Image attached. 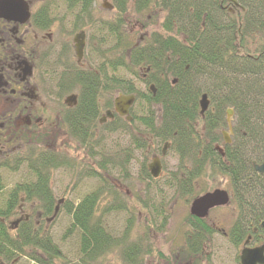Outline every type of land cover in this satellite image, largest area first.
<instances>
[{
    "label": "trees",
    "instance_id": "1",
    "mask_svg": "<svg viewBox=\"0 0 264 264\" xmlns=\"http://www.w3.org/2000/svg\"><path fill=\"white\" fill-rule=\"evenodd\" d=\"M128 1L114 0L115 19L97 23V37L104 48L100 49L99 61L92 65V69L76 67V72L69 67L70 71L66 72L68 67H65L60 74L63 88L80 92L79 119L71 122L66 119L70 136L81 141L89 140L90 126L96 124L101 106L105 109L111 107L115 89L123 94H134L140 114L133 113L131 123L137 122L136 125L142 128L131 137L141 132L171 143L179 162L176 169L169 170L164 177L175 196L197 195L194 183L202 175L212 181L218 178L216 176L228 177L237 211V221L230 228L228 239L233 245H239L245 235L244 226L251 219H264V176L251 166L252 161H264V0H134L137 12L154 7L164 12L162 30L150 32L139 45L122 30ZM63 2L70 9H77L73 28L92 25L93 0ZM138 68H144V78L137 73ZM121 71L136 76L145 86L153 84L155 93L148 86L147 93L140 90L124 78L125 72ZM202 94L207 95L209 106L200 115L199 98ZM155 105H159L160 115H157ZM228 108L233 111L234 123L231 143L224 146V156L221 157L213 145L220 142L219 132L225 128ZM131 142L139 147L138 137L131 138ZM123 153L126 158L131 156L127 151ZM62 163L50 156L30 160L29 164L35 167V181L28 188L16 186L9 192L5 205L0 208V217L9 216L16 209L20 193L30 200L38 198L42 204L38 208L45 215L56 213L49 170ZM65 164L73 166L72 162L66 161ZM121 164L123 175L127 167L124 162ZM107 165L101 158L96 171L88 173L101 180L97 189L86 193L77 202L65 199L62 203L64 212L70 216V224L62 237L76 234L79 240L77 257L82 263L97 261L117 251L119 264H143V257L151 253V246L142 240V236L130 240L135 220L132 215L137 211L135 205L145 213L154 212L156 216L168 213L163 204L151 209L147 201L130 208L125 202L120 203L116 194L111 202H105L101 207L99 200L107 187L100 171L105 172ZM141 179L148 182L158 178H152L146 168ZM2 186L0 179V191ZM111 211L128 213L123 228L114 230L115 227L105 221L104 216ZM167 215L162 217L157 231H162ZM145 221L148 240L147 232L150 233L155 222L152 219ZM10 228L0 220L2 263L11 261L18 254H24L36 263L41 262L30 254L37 250L46 256V260H42L44 264L61 258L58 244L50 235H43L35 229L30 219L21 220L17 227L10 225ZM206 230L208 237L212 229ZM196 238L190 242L187 235L184 237L181 247L169 259L172 264H188V254L195 257L198 250ZM29 247L32 248L30 252Z\"/></svg>",
    "mask_w": 264,
    "mask_h": 264
},
{
    "label": "rangeland",
    "instance_id": "2",
    "mask_svg": "<svg viewBox=\"0 0 264 264\" xmlns=\"http://www.w3.org/2000/svg\"><path fill=\"white\" fill-rule=\"evenodd\" d=\"M128 1V0H127ZM110 4L113 6L112 11L106 6ZM48 5L51 6L52 15H59L58 6L61 11L66 9L63 0H48ZM134 0H129L125 12V22L122 25V30L125 34L131 37L132 41L139 45L143 43L144 40L150 35V32L161 31V23L164 19V12L158 11L157 7L149 8V10L143 12H137L134 8ZM63 6V7H61ZM92 13L90 15V20L92 25L83 24L80 28H84L87 32V50H84V64L92 65L96 64L98 59V53L100 49L104 48L100 45L98 39V28L97 23H106L115 19V9L114 0H93ZM230 7V6H229ZM77 10V9H76ZM60 11V12H61ZM67 21L64 20L65 30V40L72 38L73 29L71 28L72 14L65 17ZM69 22V23H67ZM92 27V28H91ZM77 29V28H76ZM70 30H72L71 35ZM125 72V71H121ZM137 73L141 78L145 77L144 68H138ZM124 78L132 81L140 90L147 93V86L139 82L140 80L127 72L124 73ZM69 89H62L61 91H56V102L58 105V99L61 100L68 92ZM121 92L119 89H115L113 93V99ZM103 105V102H101ZM157 115H159V106H154ZM133 113L136 115L140 114L139 107L136 104L132 107ZM105 110L101 109L98 116L100 118L104 114ZM234 118L233 113L230 115L231 119ZM120 124V121H117ZM139 127V125H137ZM224 135L226 138H230V133L224 130ZM56 133L52 138L50 137L44 143L49 142V149H54L59 145V141L56 138ZM138 137L140 142L143 144V148L138 150L134 144L131 142V138ZM63 140V139H61ZM222 139L220 138V143ZM71 142L70 147H67V153L62 154L66 159L74 162V166L70 168H52L49 172V186L51 188L53 203L58 207L56 213L45 215L44 212L39 209L42 204L39 202L38 198H32L28 201L25 200V195L20 194L18 196V203L16 209L8 216H1V222L5 226L10 228V224L20 217L30 218L31 224L43 235H50L51 238L58 244L61 249V258H55L51 260V264H119V254L118 252L111 253L97 261H92L89 263H82L79 261L77 255L78 237L76 234L70 236L62 237L68 225L70 224V216L67 215L62 204L58 201L63 199H68L69 201L77 202L86 193L95 190L100 186L101 180L97 176L88 175L91 171H88L86 166L93 167L99 163L100 159L103 158L108 161V154L112 148L113 154L119 152L120 149H124L130 153L128 156L129 161L127 163L126 175H122V164L113 161V165L110 168L107 165V172L101 169L100 174L102 178L109 182L108 188L100 198L101 207L105 202H111L115 196L119 198L120 203H126L130 208L135 204H143L144 201L150 203V208H159V203L163 204V209L168 213L166 223L162 228V231H157V227L160 226L162 222L161 216H156L153 214H148L145 211L139 209L135 205V211L133 216L134 228L132 231V237L130 240L139 238L142 236V240L147 242L151 246V253L144 255L143 264H172L173 261L169 260L172 253H176L178 248L184 242V233L187 231V214L189 203L193 199L195 194L188 195H174V191L168 186L169 182L164 176L169 170H174L179 162L177 154L171 149V143L168 142L164 155L161 159L160 165V176L156 180L157 184L149 183L147 184L141 179L143 175V170H145L149 163L153 161V156L158 155L157 152L160 151L161 146L164 142L160 140L153 139L151 136H145L143 133L139 132L138 135L130 137L125 134L124 131H109L107 129L96 128L94 129L91 137L88 141ZM219 144V143H218ZM112 146V147H111ZM61 150L50 151L55 152L56 155H61ZM23 150L19 149V153ZM43 151V150H39ZM48 151V150H47ZM25 152V151H24ZM85 152V153H84ZM23 154V153H22ZM112 154V156H113ZM36 156V155H35ZM29 161L19 162L12 169H3L1 172L3 187L0 191V208L5 205L6 199L8 197L9 190L15 186L17 182L25 181H35L34 173L28 168ZM185 166H188V162L185 161ZM96 168V166H95ZM188 169V168H187ZM180 173V172H179ZM214 181L206 178L202 175L194 183L195 190L197 194L201 195L202 192L212 189L213 187H224L228 186L225 177L216 176ZM167 183V184H166ZM188 198V201H187ZM159 200H161L159 202ZM61 205V206H60ZM60 206V207H59ZM39 207V208H38ZM212 218L217 222V226L223 230H228L233 221L234 215L231 213L229 207L220 208L218 210L212 211L210 213ZM128 213L123 211H111L109 214L105 215V221L111 224V226L123 228L126 224ZM145 219H152L155 225L151 227L150 233H148V240L146 235V221ZM21 220V219H20ZM19 223V221H18ZM18 224L16 225V227ZM153 228V229H152ZM13 229L10 228V231ZM129 240V241H130ZM205 248L201 249V253L196 257V259L188 260L191 264H238V255L241 250V244L233 245L229 239L223 236V232L215 229L209 234L204 240ZM29 252L32 250L31 247L28 248ZM25 250V249H24ZM41 251V250H40ZM30 252L31 255L37 257L41 262H34L32 259H28L24 254H18L12 258L11 261L3 262L0 260V264H44L42 260H46V256L41 251ZM28 254V251L25 250ZM173 259V258H172ZM177 264H184V262H179Z\"/></svg>",
    "mask_w": 264,
    "mask_h": 264
},
{
    "label": "flooded vegetation",
    "instance_id": "3",
    "mask_svg": "<svg viewBox=\"0 0 264 264\" xmlns=\"http://www.w3.org/2000/svg\"><path fill=\"white\" fill-rule=\"evenodd\" d=\"M106 6L108 7V9H110L107 11L111 12L113 6ZM65 7L66 9H64V11H61L60 7L58 6V12L60 14L55 15L54 13V15H52V9L51 6L48 5V0H0L1 183H3L1 176V172L3 169H12L20 161L30 162V160H33L37 157H56L58 161L63 162L57 167L50 168H70L71 166H67L65 162L71 161L66 159L62 154L67 153L66 149L67 147H70L71 142L75 143L76 141H81L78 138L76 139L70 136L69 127L66 122L67 118L68 120H70V122L73 119H79L77 107L80 96L79 90L72 89L61 100L58 99L59 104L55 105L57 94L56 91H61L62 89H64L61 86L60 74L63 72L65 67H68L66 72L70 71L69 67H72L74 70L76 69V67L92 69L90 64H86L87 66H85L84 64V50H87L86 47L88 44L86 30L84 28H75L73 29V32L72 30H70V33H68L71 35L72 32L71 39H69L68 37V40L66 41L64 38L66 33L65 30H63L64 20L67 21V18L65 17L70 16L72 14V24L73 19L75 18V13H77L75 7H72L71 9L69 6ZM93 7L94 6L92 3L91 8ZM157 8L161 14V11L163 10L159 7ZM230 11L232 10L230 9ZM71 28H73V25ZM80 34H83L84 45L82 49V56L80 59H78L75 55L74 38ZM77 71L78 70L76 69V72ZM147 86L148 89L152 90V93L154 94L155 88H150L151 86L154 87L153 84H149ZM118 94L123 93L119 92ZM103 95L104 94L102 93L101 97H103ZM114 99L112 96V103L110 108L105 109L103 106H101V109H104L105 112L100 118H98L100 114L99 113L96 119V124L90 126V137L94 129L96 130V128L107 129L109 131H124V133L129 135L130 137L132 134H136L138 129L142 128L141 126L137 127V122L134 124L131 123L133 119L132 107L135 104L136 97L134 99L133 104L128 109V117L127 115L120 116L114 112ZM102 102L104 104V101ZM108 110L112 112V118L106 116V112ZM72 113L73 116H71ZM117 121H120L121 123L118 124ZM225 121V128L220 129L219 132L222 141L221 143L219 142V144L214 143L213 145L214 151L220 154L221 157L224 156V146L231 143L234 118L231 119V122L230 120L227 121L225 113ZM224 130L230 133V138L225 137ZM54 133H56V138L59 141V145L56 150L49 149V142L44 143V141H47L50 137L52 138V136H54ZM168 142L169 141H165L163 143L160 148V151L157 152L158 155L153 156V161L151 163L158 160L161 165V159L164 155V151ZM81 143L83 142L81 141ZM134 146L136 147L135 144ZM60 148H62L61 155H56L54 154L55 152H50L60 150ZM141 148H143V144L140 142L139 139V147L137 149L141 150ZM19 149L23 150V154L19 153ZM39 150L43 151L39 152ZM123 151L126 150L120 149L118 153L113 154V150L111 148L110 153L108 154V161L105 160L110 168H112L113 166V161L117 163L124 162L127 167L129 159L125 157L126 155H124ZM260 163L262 162L252 161L251 166L253 168V164L258 165ZM72 164L74 166V162H72ZM89 165L90 166H86V169L88 171L95 172L96 165L94 167L91 164ZM148 166L147 170L150 174ZM28 168L32 172L35 169V167H33V165L29 163ZM105 172H107V169ZM159 176L160 173L156 178H159ZM221 177H225L228 183L226 189L221 186L218 187V185L217 187H213L212 189H208L202 192V194L206 192H211L215 189L224 190L229 196V202L227 204L212 207L208 211L207 216L204 218H198L190 214L188 208V214L186 219V224L188 227L186 233L184 234V237L187 235V238L188 240H190V242L194 237L201 238L200 240L196 238L198 250L195 253V257H193L191 254H188V260L190 261L200 254L199 252H201V249L205 248L204 240L207 237V235L205 234L207 228H211L213 231H215V229L222 231L223 236L228 239L230 228H232L235 221H237V211L232 201V186H230L229 179L227 176L221 175ZM146 183L157 184V181H148ZM32 184V181H21L17 182L14 187L17 186L19 188H28ZM104 185L109 189V182L107 183L106 179ZM14 187H12L9 192L13 190ZM20 194L25 195L24 193ZM197 196H199V194L195 195L193 199ZM25 200L28 201V198L25 197ZM64 200L65 199L61 198L58 203L62 204ZM225 207H229L231 213H233L234 215L233 221L228 230H223L222 228L217 226V222L210 215L212 211ZM55 208L58 209V207L56 206ZM20 219L28 220L30 218L20 217L18 221H21ZM244 227L245 235L241 242V249L261 247L262 256L264 257V219H261L259 221L251 219L250 222H248L247 225H245ZM188 248L190 249L191 247L188 246ZM237 262L238 264H241L240 260H238Z\"/></svg>",
    "mask_w": 264,
    "mask_h": 264
},
{
    "label": "water",
    "instance_id": "4",
    "mask_svg": "<svg viewBox=\"0 0 264 264\" xmlns=\"http://www.w3.org/2000/svg\"><path fill=\"white\" fill-rule=\"evenodd\" d=\"M106 2V1H105ZM80 39V40H78ZM83 34H80L74 38V47H75V55L78 59L82 56L83 49ZM150 88H153L152 86ZM134 95H123L118 94V96L114 99L113 110L120 116L127 115L128 117V109L134 102ZM208 99L206 94H202L199 99V107L200 114L206 111L208 107ZM232 114V110L228 109L226 111V119L230 120V115ZM106 116L112 118L113 114L110 110L106 112ZM149 171L152 177H158L160 173V163L158 160L149 164ZM253 169L260 175L264 176V162L256 165L253 164ZM229 202V196L226 191L215 189L211 192L203 193L197 197H195L189 207L190 214L198 217L204 218L207 216L208 211L215 206H222ZM261 247L251 248V249H242L240 252V263L241 264H257L264 263V257L262 256Z\"/></svg>",
    "mask_w": 264,
    "mask_h": 264
}]
</instances>
